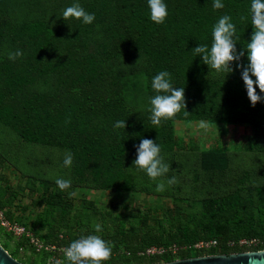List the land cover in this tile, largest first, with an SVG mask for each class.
Masks as SVG:
<instances>
[{
  "label": "rangeland",
  "instance_id": "rangeland-1",
  "mask_svg": "<svg viewBox=\"0 0 264 264\" xmlns=\"http://www.w3.org/2000/svg\"><path fill=\"white\" fill-rule=\"evenodd\" d=\"M165 2L172 10L180 0ZM221 2L225 6L227 0ZM75 3L95 15L92 23L62 18L63 11ZM234 3L243 27L234 37L240 51L252 34L248 30L251 0ZM198 4L221 17L224 7L213 8V0ZM135 5L149 8L147 0H0V31L31 21H42L51 31L39 60L35 59L36 39L15 32L0 37V244L18 261L68 264L63 251L71 242L98 235L111 247V258L102 264L163 262L166 259L162 257L153 258L161 252L147 253L143 249L127 254L124 246L114 247L116 238L149 233L166 237L181 226L202 232L206 224L203 202L227 201V196L234 193L244 200L233 209L225 207L213 212L211 219L232 229L251 221L259 226L264 208L259 209L258 201L264 189L261 196L255 189L264 185V152L248 151L246 139L252 130L250 118L256 116L264 121V100L251 105L242 69L236 67L237 63L247 66L246 49L239 62H232L233 71L229 73L204 64V78L226 81L228 93L198 92L183 85L179 77L172 82L176 88H185L187 106L194 102L200 109L208 104L227 107L234 114H244L245 121L201 118L192 111L185 115L182 109L172 119L154 126L149 108L150 98L157 93L151 87L152 78L146 75L152 65L143 50L135 48L140 37L126 17ZM209 41L212 43V38ZM190 42L167 39L160 32L148 41V46L153 51L175 46L184 56L202 60L193 54L194 47L188 49ZM17 50L22 55L9 59V53ZM90 57L98 59V72L92 78L86 71ZM17 73L32 75L34 80L17 87L6 85L4 78ZM256 91L264 96L258 87ZM257 106H261L260 112ZM45 117L54 120L51 125H43ZM121 120H126V128L114 127ZM201 122L208 128L200 127ZM137 127L157 141L173 142V149L160 151L163 163L168 165L163 176L153 181L145 171L133 166L136 150L123 157V168L131 177L129 189L96 187L90 183V172H85L84 177L74 172L71 143L80 148L86 138L94 136L116 145L122 139H132ZM22 128L33 130L42 142L23 140L19 134ZM68 154L72 156L70 167L63 164ZM173 177L176 182L169 184ZM58 178L71 181V186L61 191L55 182ZM161 182L164 190L156 191ZM55 196H61V204L52 202ZM95 224L101 225L100 232L95 231ZM26 233L38 239L42 246L39 251ZM256 242L238 239V244L246 247ZM232 246L234 241L219 245L212 238L180 248L196 256L208 254L210 249L225 253ZM166 248L176 253L178 247L170 243Z\"/></svg>",
  "mask_w": 264,
  "mask_h": 264
},
{
  "label": "trees",
  "instance_id": "trees-1",
  "mask_svg": "<svg viewBox=\"0 0 264 264\" xmlns=\"http://www.w3.org/2000/svg\"><path fill=\"white\" fill-rule=\"evenodd\" d=\"M203 0H180L179 6L172 10L167 9L168 15L163 23L157 24L150 19V9L135 5L127 14L129 25L136 29L140 40L135 45L136 49H142L145 55L150 59L152 71L146 72L147 78L151 79L161 71H168L171 76V83L175 77H179L183 85L194 89L198 92L222 91L228 93L225 86L226 81L210 79L207 80L203 76L204 63L198 57H186L182 50L176 51L172 46L170 49L153 51L148 46V41L157 37L160 32H164L165 38H174L178 42H184L188 39V49L196 47L199 44L211 47L210 38H212V29L217 23L219 17L214 16L206 5L200 6L198 2ZM164 3L166 4L165 0ZM188 3H190L188 5ZM226 5L221 12L223 15H229L232 22L236 26V35L242 30V22L236 15L237 5L234 0H227ZM248 30L252 33L253 26L251 25V16L248 18ZM15 32L19 36H26L31 39H36L37 49L35 51V59L41 58V52L45 43L51 39V31L49 27L42 21L22 22L12 28L10 31H0V37L6 33ZM193 38L195 40H193ZM87 74L92 78L98 72V59L94 57L87 58ZM43 71V69L41 68ZM39 70V72H41ZM34 76L23 73H17L4 78L5 84L10 87H17L25 83L32 82ZM240 83V82H239ZM151 88L149 87V90ZM196 103L190 102L187 109L184 111H192L201 118L220 119L226 122L245 121L244 114H234L227 107L208 104L205 109L196 108ZM257 112L261 111V106L256 107ZM2 111V109H1ZM44 126H49L54 121L51 118H43L41 120ZM248 123L252 130L246 139V148L248 151L264 152V121L257 120V117H251ZM23 140L30 143L42 142L41 138L29 128H22L19 132ZM142 138L155 140L150 134L140 127H137L132 139L125 138L118 144L104 142V140L90 136L85 139L80 148L76 143H71L70 151L74 157V172L79 177H84L85 172H90V183L100 188H118L122 190L131 187V177L123 168V157L127 152L136 150L134 145H138ZM161 150L173 149V142L165 139L161 141L155 140ZM263 186L256 187V191L261 196ZM227 201L219 199H208L203 202L204 213L206 214V224L202 227V232L185 226L178 227L173 233H169L166 237L157 234L131 235L123 234L116 238L114 247L124 246L126 253H135L137 250H143L150 246L159 247L163 245L164 251L153 258L162 257L165 261L174 259L175 254L178 258L190 257V251L180 248L183 245L193 244L198 240L217 239L219 245H225L226 241H234V246L227 247L225 253L264 249V213L260 212L261 216L258 219L259 226L253 224H241L231 228L230 226L213 221L211 216L215 211H222L225 207L228 209L235 208L242 200L235 193L227 196ZM258 203L261 205L259 209L264 208V196L259 197ZM63 199L61 196L54 197L52 202L61 204ZM256 239L257 242L253 246H245L238 244V239ZM173 243L178 248L176 253H173L171 248H166L168 244ZM113 247V248H114ZM112 248V249H113ZM214 249H210L208 254Z\"/></svg>",
  "mask_w": 264,
  "mask_h": 264
},
{
  "label": "clouds",
  "instance_id": "clouds-1",
  "mask_svg": "<svg viewBox=\"0 0 264 264\" xmlns=\"http://www.w3.org/2000/svg\"><path fill=\"white\" fill-rule=\"evenodd\" d=\"M147 3L150 9V19L157 24L163 23L168 15L164 0H147ZM223 7L224 4L221 0H213V8L221 9ZM250 13L253 31L250 41L240 51H237V42L234 39L236 26L227 14L220 17L213 26L211 47L199 44L192 51L195 56L202 57V62L209 69L217 72L228 71L229 73L233 71L230 66L232 62H239L241 57L245 55L246 49L247 66L237 63L236 67L242 69L241 75L247 90V96L254 107L257 102L264 100V96L256 91L258 87L260 93H264V0H251ZM62 18L64 20L75 18L82 20L85 24H90L95 19V15L86 12L78 3H75L63 11ZM20 55L22 53L17 50L15 53H9V59L14 60ZM151 87L157 93L150 98L149 111L152 125L158 127L162 120L172 119L182 109H187L185 88L174 87L168 71H161L156 74L152 78ZM184 114L188 115V112L185 111ZM114 127L125 129L126 120L117 121ZM200 127L207 129L208 124L201 122ZM134 147L136 148V156L132 161V165L145 171L150 179L155 181L168 172V165L163 163L160 156V146L155 140L142 138L139 144L134 145ZM63 164L66 167L71 166V154L65 157ZM55 182L61 191L71 186V181L62 178H58ZM175 182V177L168 181L169 184ZM164 187L163 182L158 183L156 191H163ZM70 195L72 194L70 193ZM94 229L96 232L102 230L100 224H95ZM63 255L68 264H102V261L111 258V247L100 236L87 235L71 242L64 249Z\"/></svg>",
  "mask_w": 264,
  "mask_h": 264
},
{
  "label": "water",
  "instance_id": "water-1",
  "mask_svg": "<svg viewBox=\"0 0 264 264\" xmlns=\"http://www.w3.org/2000/svg\"><path fill=\"white\" fill-rule=\"evenodd\" d=\"M0 264H26L10 256L0 244ZM156 264H264V249L176 258Z\"/></svg>",
  "mask_w": 264,
  "mask_h": 264
},
{
  "label": "built area",
  "instance_id": "built-area-1",
  "mask_svg": "<svg viewBox=\"0 0 264 264\" xmlns=\"http://www.w3.org/2000/svg\"><path fill=\"white\" fill-rule=\"evenodd\" d=\"M0 218L1 219H3V212H2V210H0ZM7 225H8V223H7ZM21 229H23V228H21ZM27 235H28V237H29V240L34 244V245H37V248H36V250L37 251H39L40 249H41V244L40 243H38V239H36V238H34V236H32L31 234H29V233H26ZM215 242V241H214ZM164 251V248L162 247V246H159V247H156V246H150V247H147L146 248V252L147 253H153V252H163Z\"/></svg>",
  "mask_w": 264,
  "mask_h": 264
}]
</instances>
